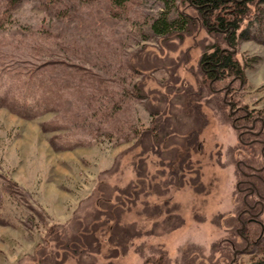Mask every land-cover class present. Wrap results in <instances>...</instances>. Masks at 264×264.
I'll return each mask as SVG.
<instances>
[{"label": "rangeland", "instance_id": "1", "mask_svg": "<svg viewBox=\"0 0 264 264\" xmlns=\"http://www.w3.org/2000/svg\"><path fill=\"white\" fill-rule=\"evenodd\" d=\"M51 1L22 0L0 21V264L247 262L246 247L264 230V204L255 209L260 222L242 229L247 190L237 184L264 158L262 143L241 142L234 124L251 126L259 116L254 131L264 142V43L238 38L229 45L227 32L208 29L189 0ZM179 13L198 24L153 30L155 18ZM216 44L247 63L245 81L206 75L201 57ZM50 58L92 71L103 84L99 100L119 91V118L141 135L121 144L100 135L64 148L53 138L67 130L44 128L59 112H13L6 105L12 93L27 102L40 95L24 85V68ZM47 73L54 81L75 78L59 65ZM225 98L244 107L238 115L247 109L252 117L234 121ZM144 168L146 180L137 184ZM133 181L136 198L122 197L131 208L113 211L115 189Z\"/></svg>", "mask_w": 264, "mask_h": 264}, {"label": "trees", "instance_id": "2", "mask_svg": "<svg viewBox=\"0 0 264 264\" xmlns=\"http://www.w3.org/2000/svg\"><path fill=\"white\" fill-rule=\"evenodd\" d=\"M21 1L0 0V21L4 20V13L14 9ZM113 1L120 4L123 0ZM164 1L169 4L174 3L175 0ZM50 2L53 1L50 0ZM189 2L193 7L203 11L201 16L208 29L227 32L226 41L230 44L237 43L238 38L264 43V0H189ZM198 21V18L187 13H179L178 16L171 18L162 16L155 18L152 22V28L156 33L166 34L171 31L174 25L185 29L188 26L198 24ZM242 25L244 26L242 27ZM240 28L241 30L237 34ZM19 56V54H14L12 57L8 55L11 61ZM38 62H31L35 64L34 67L24 68L23 76H26V80L23 79V83L32 88L33 95H35V91L40 95L37 94L39 95L37 98L34 96L31 102H27L25 96H19L21 100H18L14 97L15 94L12 93L14 96L7 97L9 102L6 105L13 112L27 118H34L43 111L59 112L57 119L44 123V128L49 131L67 130L59 132L63 134H56L53 141L62 144L64 148H74L76 145L93 143L100 135H106L120 144L129 142L133 137L141 135V131L127 125V122L119 118L122 105H115V103L117 100H121V102L124 100V96L121 97L119 91L111 92L106 99L99 100L100 95H104L101 92L103 84L101 85V82L94 83L95 75L92 74V71L85 67L91 74L82 72L83 68L79 65L57 58L42 59L41 61L39 59ZM56 65L63 67L65 72H73L75 75L74 80L71 82L69 77L64 76V78L57 77L59 80L54 81L47 73V67ZM202 65H204L203 69H205L206 75L213 80L232 76L245 81L247 63L242 64L239 59L234 57L232 52L222 49L217 44L210 53L205 52L202 55L201 67ZM60 90L62 92H59ZM117 93L118 97H116ZM0 105H5V103L0 101ZM107 105H112L115 108L110 111L105 110ZM84 108L89 111V119L84 115ZM119 108L120 110H118ZM113 110L115 111L114 114ZM116 113L118 114L114 117ZM74 128L79 129V131H75ZM83 134V138L78 137ZM146 170L144 168L141 173H137V184L145 182L146 177L145 175L143 177V174ZM136 183L135 181L131 182L124 190L115 189L117 195L111 203L113 211L122 214L125 210L128 211L131 208L126 206L122 197L136 198ZM106 201H109V199L107 198ZM113 211L110 210V212ZM112 219L120 222V218ZM246 251L251 253L252 256L243 264H264V230L250 243L248 248L246 247Z\"/></svg>", "mask_w": 264, "mask_h": 264}, {"label": "flooded vegetation", "instance_id": "3", "mask_svg": "<svg viewBox=\"0 0 264 264\" xmlns=\"http://www.w3.org/2000/svg\"><path fill=\"white\" fill-rule=\"evenodd\" d=\"M228 44L231 45L229 42H228ZM222 49H225L227 51L232 52V50H230L228 47L222 48ZM202 68H204V65H202ZM227 95H228V90L225 92V96H227ZM225 101L226 102L228 101V103L231 107L232 113H234L236 115L234 118V121L238 122L241 120L250 119L252 117V112L248 111L247 109H245L246 110L245 114L238 115V113L240 111L244 110V107L238 106V105L235 106V102H233L231 100H227L226 98H225ZM258 119H259V116L254 118L253 125H251V126H248L245 123H241L240 125L234 124V126L236 128H241V131L239 133V140L241 142H244L245 144H250V143H254V142L262 143L261 154L264 158V142L259 137L261 134V131H259V132L254 131V124ZM245 134H249V135H252L255 137L251 141H246V140L242 139V137ZM244 164L246 167L248 166V164H246V163H244ZM263 171H264V163L260 167L252 168L251 172H242V174L245 176V178L240 180L239 183L237 184L239 191H246L247 190V192L244 196L246 208H244L242 210L241 216L244 214H248L249 217H248L247 221H244V220H242L243 218L241 219V217L239 216V219L242 222V229L246 228L248 223L260 222V220L258 218L261 214V211L255 212V209L257 208V206L261 207L264 204V194L262 193L263 192L262 188H260V187L264 186V176L262 175ZM241 185H244V186L241 187ZM251 195L257 196V199L253 203H249L247 200V198ZM240 234H241V236L244 237V234H242V233H240ZM245 239H247V244H249L250 243L249 239L248 238H245Z\"/></svg>", "mask_w": 264, "mask_h": 264}, {"label": "water", "instance_id": "4", "mask_svg": "<svg viewBox=\"0 0 264 264\" xmlns=\"http://www.w3.org/2000/svg\"><path fill=\"white\" fill-rule=\"evenodd\" d=\"M238 251H240V250H236L235 255L238 253Z\"/></svg>", "mask_w": 264, "mask_h": 264}, {"label": "crops", "instance_id": "5", "mask_svg": "<svg viewBox=\"0 0 264 264\" xmlns=\"http://www.w3.org/2000/svg\"><path fill=\"white\" fill-rule=\"evenodd\" d=\"M0 250H1V248H0ZM1 251H3V250H1ZM1 251H0V252H1Z\"/></svg>", "mask_w": 264, "mask_h": 264}, {"label": "bare ground", "instance_id": "6", "mask_svg": "<svg viewBox=\"0 0 264 264\" xmlns=\"http://www.w3.org/2000/svg\"><path fill=\"white\" fill-rule=\"evenodd\" d=\"M205 72V71H204ZM207 73H209V72H207Z\"/></svg>", "mask_w": 264, "mask_h": 264}]
</instances>
